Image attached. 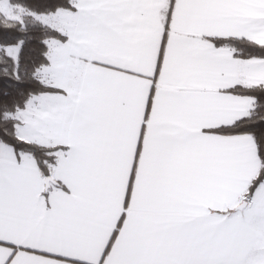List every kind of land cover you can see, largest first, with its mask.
<instances>
[{
  "label": "snow or ice",
  "instance_id": "6c2138e0",
  "mask_svg": "<svg viewBox=\"0 0 264 264\" xmlns=\"http://www.w3.org/2000/svg\"><path fill=\"white\" fill-rule=\"evenodd\" d=\"M0 264H264V0H0Z\"/></svg>",
  "mask_w": 264,
  "mask_h": 264
}]
</instances>
